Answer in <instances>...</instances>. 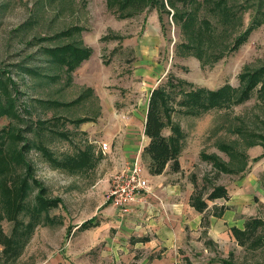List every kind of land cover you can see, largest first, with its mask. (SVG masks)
<instances>
[{
    "label": "rangeland",
    "instance_id": "1",
    "mask_svg": "<svg viewBox=\"0 0 264 264\" xmlns=\"http://www.w3.org/2000/svg\"><path fill=\"white\" fill-rule=\"evenodd\" d=\"M255 10L251 8L244 13L239 33L250 24ZM163 18L165 31L161 29L155 10H145L140 15L119 20L107 8L105 0H0V70L6 71L14 83L17 92H13L12 96L15 113L22 119L1 117L0 129L10 126L24 130L30 124L31 130L24 133L27 140L48 148L57 158L88 149L95 161L94 166L87 170L68 174L50 167L36 150L28 153L27 160L35 168L34 177L46 188L47 197L60 202L57 208L49 211L50 224L38 225L34 229L31 239L21 249L15 262L5 260L0 239V264H45L50 260L70 264L77 248L76 242L72 244L75 237L70 236L72 230L66 238L67 228H73L77 222H84L95 213L110 208L106 203L107 196L113 177L120 172L115 169L116 164L111 158L118 156L119 151L113 148L109 153L96 154L102 135H83L73 122L78 118L87 117L89 121L98 118L100 101L92 89V94H87L81 103L71 107H43L33 101L70 103L90 89L85 85L90 83L111 102L108 110L119 112L137 105L144 110L147 96L154 88L165 83L168 76L209 90L219 89L226 84L237 88L240 85L238 76L244 68L255 69L264 65V23L236 51L225 55L217 63L201 66L196 58L177 53L175 45L182 41L179 30L169 23L166 16ZM71 26L84 30L72 39L44 40ZM103 36H116L118 39L100 41ZM72 40H81L92 49V54L87 66L82 67L84 61L73 72L70 84H67L65 73L48 62L43 48ZM25 69L33 72H26ZM35 72L39 75H35ZM250 97L243 104L213 110L200 118L175 114L174 121L186 133L182 153L190 170L186 176L181 172L175 175L167 169L169 176L166 179L169 182L179 181L180 185L185 180L192 189V182L195 181L205 195L213 187H225L228 192L226 201L236 211L235 216L244 221L253 217L264 220V185L261 181L264 177V159L260 156L263 150L260 145L246 148L239 133L244 129L264 135L259 126L260 122L264 123V105L256 92ZM0 99L5 100L1 90ZM27 108L30 109L29 114L25 113ZM57 117L61 120L52 123ZM36 122H45V128L56 133L41 130L39 126L36 127ZM164 133L168 134V129ZM221 142L233 146L238 144L235 149L247 156L244 173L217 172L210 161L199 156L200 153L211 154L228 163L229 157L218 149ZM139 164L144 174L145 162L140 159ZM144 177L147 180L146 174ZM35 194V191L31 192L29 204L33 202ZM226 201H208L205 216L209 218L213 208ZM20 219L23 223L28 221L24 214L20 215ZM12 228L10 221H0V234L8 237ZM199 236L190 244L191 262L186 257L189 264H217L221 256L225 258L228 252H233L234 260L238 263L247 260L253 264H264V251L251 254L231 242L219 248L208 241L203 232ZM203 247L208 254L203 253Z\"/></svg>",
    "mask_w": 264,
    "mask_h": 264
},
{
    "label": "trees",
    "instance_id": "2",
    "mask_svg": "<svg viewBox=\"0 0 264 264\" xmlns=\"http://www.w3.org/2000/svg\"><path fill=\"white\" fill-rule=\"evenodd\" d=\"M56 1V0H52ZM107 8L114 13L119 20H126L142 14L145 10L158 12V20L161 29L165 31L164 16L179 30L182 41L175 45L178 54L185 57L196 58L201 66L217 63L225 55L236 51L247 42L248 36L264 23V0H105ZM255 8V15L246 29L242 28V17L247 10ZM84 28L71 26L68 29L55 33L52 37L45 38L47 42L67 40L75 35H80ZM118 37L103 36L100 41H108ZM43 54L48 62L56 69L65 73L66 82L70 84L73 72L88 60L92 49L82 43L81 40H72L69 43L43 48ZM26 70V69H25ZM33 72V70H26ZM39 75L38 72L34 73ZM57 76V75H55ZM55 78H52V80ZM239 87L232 88L226 84L219 89L209 90L187 84L183 80L173 79L168 76L165 83L154 88L148 98L144 135L147 145L141 152L145 162L147 173L152 176H160L168 169L170 173L180 171L179 156L184 149L186 133L180 124L174 119L175 114L184 117H203L210 111L227 109L234 105L247 102L253 92L264 105V65L259 68H244L239 74ZM11 89V91L9 90ZM0 90L5 100L0 99V118L4 116L20 119L15 113L13 92H16L14 83L9 79L6 71L0 70ZM92 94L91 89L70 103L52 100H37L34 103L43 107H71L81 103ZM30 109H25L29 114ZM61 120L53 119L52 123ZM89 119L78 118L75 125L86 123ZM36 127L45 130V122H36ZM29 125V126H28ZM24 130H18L10 126L0 129V221L6 219L13 223L11 234L7 237L0 234L3 245L1 253L5 260L15 262L20 256L21 249L31 239V234L38 225L50 224L49 211L57 208L60 200H52L47 197L46 188L34 177V165L27 160L28 153L36 150L40 153L50 167L59 169L68 174L87 170L94 166L93 154L90 150L77 151L72 156L56 157L48 148L36 145L25 137V132L31 130L30 124ZM259 126L264 132V123ZM168 129V134L164 131ZM47 130V129H46ZM51 134L56 132L47 130ZM242 142L246 148L260 145L263 152L260 155L264 159V135L255 131L240 130ZM65 136L62 132H57ZM56 134V135H57ZM238 145V144H236ZM236 145L221 142L218 149L223 151L229 162L220 160L215 155L200 153L203 160L210 161L213 169L220 173H244L247 165V156L238 151ZM264 185V177L262 178ZM189 197V204L198 213L202 214L201 227L207 228L209 218L205 216L208 211V201L228 200V192L225 187H213L206 195L200 191L195 181ZM35 196L31 204L28 198L31 192ZM225 206H215L209 216L220 218ZM24 214L28 221L23 223L20 215ZM95 220L82 223L79 229L86 230L93 226ZM72 227H68L65 233L69 237ZM236 246H240L246 252L254 254L264 251V220L253 217L244 221L242 228L231 227L229 229ZM217 264H253L249 261L234 260L233 252H228L225 259H220ZM255 264H263L257 262Z\"/></svg>",
    "mask_w": 264,
    "mask_h": 264
},
{
    "label": "crops",
    "instance_id": "3",
    "mask_svg": "<svg viewBox=\"0 0 264 264\" xmlns=\"http://www.w3.org/2000/svg\"><path fill=\"white\" fill-rule=\"evenodd\" d=\"M88 61L89 59L81 64L83 68ZM85 85L93 90L100 101L101 110L98 118L78 125V131L83 135L101 134L102 142L99 143L96 154H106L114 148L119 151L118 156L111 157L116 164L115 169L124 171L131 168L134 162H140L141 152L147 145L144 125L149 97L147 96L144 110L137 105L113 112L108 110L111 102L97 88L90 83ZM102 144L107 146L106 150L102 149ZM179 158L180 171L177 174L181 172L187 176L190 167L185 164L182 152ZM145 174L151 191L144 194L127 215L116 212L106 201L110 208L90 217L95 223L89 229L82 230L79 227L90 218L75 224L70 236H75L72 244L76 242L77 249L70 264H186V257L191 262L190 244L202 232L208 241L219 248L226 242L235 243L229 229L242 228L244 220L235 216L236 211L231 209L230 203H220L219 206H225L221 217L210 216L208 227L203 228L202 214L188 202L193 192L188 182L184 180L182 185L179 181L169 182L166 180L169 176L167 169L160 176H152L144 168ZM203 253L208 254L205 247ZM223 257L221 256L225 259ZM45 264L58 263L50 260Z\"/></svg>",
    "mask_w": 264,
    "mask_h": 264
},
{
    "label": "built area",
    "instance_id": "4",
    "mask_svg": "<svg viewBox=\"0 0 264 264\" xmlns=\"http://www.w3.org/2000/svg\"><path fill=\"white\" fill-rule=\"evenodd\" d=\"M106 147L102 144L103 150H106ZM150 191V186L142 174V168L136 161L131 168L120 171L113 177L106 201L116 212L127 215L131 207Z\"/></svg>",
    "mask_w": 264,
    "mask_h": 264
}]
</instances>
